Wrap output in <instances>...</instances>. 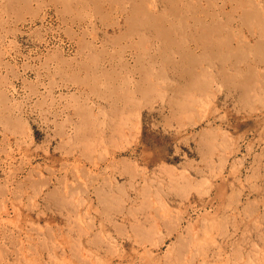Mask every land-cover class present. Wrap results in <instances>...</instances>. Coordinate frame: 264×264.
I'll return each mask as SVG.
<instances>
[{"label": "rangeland", "instance_id": "1", "mask_svg": "<svg viewBox=\"0 0 264 264\" xmlns=\"http://www.w3.org/2000/svg\"><path fill=\"white\" fill-rule=\"evenodd\" d=\"M0 264H264V0H0Z\"/></svg>", "mask_w": 264, "mask_h": 264}]
</instances>
